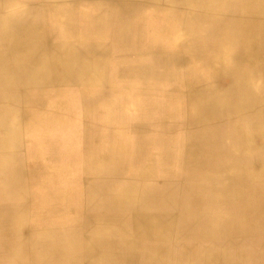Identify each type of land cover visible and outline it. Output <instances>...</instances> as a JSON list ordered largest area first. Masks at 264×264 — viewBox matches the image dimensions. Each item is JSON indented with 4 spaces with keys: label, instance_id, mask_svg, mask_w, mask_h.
<instances>
[{
    "label": "rangeland",
    "instance_id": "1",
    "mask_svg": "<svg viewBox=\"0 0 264 264\" xmlns=\"http://www.w3.org/2000/svg\"><path fill=\"white\" fill-rule=\"evenodd\" d=\"M111 1L90 10L99 25L91 27V32L83 33L85 23L77 16L74 38L55 21L62 19V8L51 0L34 4L43 20L36 23V31L0 32V97L11 102L17 95L22 113L18 146L5 145L13 139V130L0 131V264H264L261 219L252 224L253 218L240 215L235 206L238 221H228L220 232L203 226L206 220L199 211L219 213L220 207L215 208L213 202L221 199L240 204L244 200L240 192L221 197L180 191L176 200L182 203L175 202V238L168 230L162 233V241L148 240L145 252L142 248L141 253L128 257L121 252V248L129 249L136 232L113 229L112 224L125 222L130 227L142 209L147 214L164 206L167 198H174L166 185L191 181L183 175L190 154L185 143L193 125L191 94L211 82L205 71L212 64L187 56L180 47L184 33L182 26L176 27L182 21L180 16L146 6L111 7L121 4ZM209 24L193 22L198 40L210 43L220 36L227 44L225 36L238 35L233 29L239 26L233 23ZM257 25L250 29L259 40ZM256 53L250 50L243 55L262 59L260 52ZM85 61L95 66L96 72L83 80L84 75L75 71L83 69ZM98 61L101 63L95 64ZM242 67L255 70L249 63ZM64 75L74 79L62 83ZM260 110L264 113V107ZM221 118L226 122L227 141L231 135L244 134L234 129L239 122L244 127L249 123L238 113ZM139 124L147 127L139 131ZM14 149H18L17 155L11 158ZM99 180H110V193L112 185L118 187L116 195L99 196ZM121 198L128 203L127 209L120 206ZM257 201L262 203V199ZM115 203L118 206L114 208Z\"/></svg>",
    "mask_w": 264,
    "mask_h": 264
},
{
    "label": "bare ground",
    "instance_id": "2",
    "mask_svg": "<svg viewBox=\"0 0 264 264\" xmlns=\"http://www.w3.org/2000/svg\"><path fill=\"white\" fill-rule=\"evenodd\" d=\"M41 1L43 2L45 0H0V32H4L3 34H10L12 32H14V33L15 32H19V33L21 32L22 33V32L30 31V30L36 31V28L38 27L36 25V23L37 22L40 23L43 20H42V14L39 12V10H37V11L35 10V7H36L35 5L39 4V3L41 4ZM51 1L55 2L56 6H59V8H62L61 9V13L63 16L62 19L60 21H58V19L55 21L63 27L64 33L69 35V37H72V38L76 37L75 26L77 27V24H78L77 22L79 21L77 19V16L79 17V19L81 20L82 23L83 22L85 23V27H82V28H83V33L86 34V33H88V31H90L91 27L94 29L95 25H98L97 24L98 23L97 18L91 17L90 10L94 9V8H99L102 6H107V5H103L101 3L102 2H109V0H51ZM113 1L121 2V4H118V5H110L111 7H116V8L117 7L126 8L129 6H133V7L136 6L137 7L138 5H147V4L143 3V1H144V2L155 4L154 5L155 8H158V9H164L165 8V12H167L166 10H168L169 8L171 11H174V12L176 10L183 11L184 13L182 15H180L182 21H180L181 23H179L178 26H176L177 28H179V26H182L183 30H184L183 31L184 33H182V36L180 39L181 42H179L180 47L182 49H185L187 56L192 55L193 58H196V59L197 58H203V59L207 60V61H205V64H207V63L212 64V68L211 67H210V69L208 68L209 70L205 71L203 69L206 72L205 76H208V77L210 76L209 78H211V80H210L211 82L209 84H207L205 87H203L201 91H198V92L196 91L195 93L191 94L192 103H193V105H192L193 114H192L191 120L193 122V125H192L191 132L189 133V135H187V138H186L187 142L185 143V146L187 149H189L190 154L188 156L189 158L187 157V159H185V166L183 168V175L185 176V178H186V175L190 176L189 179H191V181H189V182H180L179 181V182H175V183L171 182L170 184L166 185L165 190L168 191L169 194H171L175 199L174 198H167V203L164 205V208H166V209L171 208L170 210H172L173 208H177V205L175 204V202L178 205H181L182 200L180 201V203L177 202V200H176V198L179 197L180 191H189V192H191V194L194 193L198 196H215L216 191H217L216 182H215V180H216V181H218L220 186H222V191H223L225 197L230 195L231 192L233 194L235 192H240L242 194V196L244 197V200L242 202H240V204H238V202L232 201L231 199H223V208L218 206L216 204V202H213V206L215 208L220 207L219 213L211 211V213L204 215L205 213L210 212V211H199V213L201 215H204V218L206 220L203 226H207L211 230L214 229L216 232L217 231L220 232L221 230H223L222 228L224 227V224L227 223L228 221H235V222L238 221L235 218L237 211L239 212L240 215L245 214L248 218H251V220L253 218L254 221H252L253 222L252 224H256V222L259 221V219H261V221L264 222V181H263L264 180V121H263L264 113L262 112L263 110H260L262 107H264V75L261 74V72H264V7H262L263 6L262 3H264V0H129V1L128 0H112L111 2H113ZM168 4H171L172 6L168 7L167 6ZM124 12H125V10H124ZM186 13H187V15L185 16L184 14H186ZM192 18H197V19L200 18L203 20H209L210 18H217L219 20L220 19L224 20L223 22L218 20V22H216V23L213 22L211 24L233 23L235 26L236 25L239 26V27L233 29L235 31V33H238V35L234 36V37L232 35L225 36L226 39L224 41L229 42L227 44H225L221 40L220 36L216 37L217 41L210 42V43L208 41L198 40L195 36L196 31H198V28L195 26H192V24H193L192 21H189V22L187 21V20H190ZM140 19H142V18H140ZM238 19H240V20L237 21ZM141 21H143V20H141ZM81 22H79V24ZM236 22H240V23H236ZM198 23L202 24L201 22H198ZM257 23H258V25L256 26V31H260V32L259 33L256 32V33L259 36V40L254 39L255 38L254 32H252V29H250L252 27V25L257 24ZM181 24H183V25H181ZM211 24H209V25H211ZM101 25H103V24H101ZM226 25H229V24H226ZM143 26H144V24H143ZM132 27H133V25H132ZM210 27H213V26H210ZM229 28L230 27L228 26V29ZM125 30H126V28H125ZM139 30H140V28H139ZM80 33H82V32H80ZM130 34H131V32H130ZM133 35L135 36V34H133ZM139 36H140V34H139ZM65 38H64V40H65ZM86 38H87V36H86ZM124 38H126V36ZM140 39H141V37H140ZM214 40H216V39H214ZM210 41H212V40H210ZM257 42H259V43L255 44ZM106 43H108V42H106ZM132 43H134V41ZM177 44H178V41H177ZM67 45H68V43H67ZM73 45L74 44L72 43V46H71L72 50H74ZM85 45L89 46L87 44H85ZM108 45H109V43H108ZM123 46H125V45L123 44ZM54 48H55V46H54ZM172 48H174V47H172ZM143 49H145V48H143ZM250 50L254 53L260 52V57H262V59L259 58L258 56H255V55H243L244 53L249 52ZM97 51H100V50H97ZM93 52H95V51H93ZM91 53L92 52H90V54ZM183 54H185V53H183ZM91 56H93V55H91ZM52 57H53V55H52ZM113 58H115V57H113ZM69 59H71V58L69 57ZM203 59H202V62H203ZM194 61H195V59H194ZM199 61H200V59H199ZM142 62H143V60H142ZM54 63H55V61H54ZM71 63H72V61H71ZM85 63H86V65L83 66V69L75 71L78 76L84 75L83 80L87 79L88 75H92V74L95 75V72H96L95 66L88 65L86 61H85ZM97 63H101V61H98L95 64H97ZM245 63H247V64L249 63L250 68H252L251 66H253V68L255 67L254 68L255 70H253V69H251V70L248 69L247 71L243 70L242 66ZM69 64L70 63H68V65ZM254 64H255V66H254ZM51 66H53V65H51ZM176 66H178V64ZM201 69H202V67H201ZM61 72L64 74V70ZM178 73H179V70H178ZM189 74H191V73H189ZM174 75H175V73H174ZM188 76H190V75H188ZM121 78H124V77H121ZM0 79H2V78L0 77ZM66 79H68V80H66ZM69 79L72 80L74 78H70V77L65 78V75H64L62 83H67L69 81ZM94 79H95V77H94ZM152 80H154V79H152ZM100 86H102V85H100ZM177 91H179V90H177ZM38 92L39 91H37V93ZM162 92H165V91H162ZM180 93H182V92H180ZM14 94H16V93H14ZM158 95H160V93ZM48 97H49V95H48ZM110 97H112V96H110ZM12 98L14 100H12ZM12 98H11V102H10V101H4V99L2 97H0V131H5V132H6V130L7 131L8 130L14 131L13 139L11 141L5 142L6 146H9V144H11V146L14 144L16 146H18V141H19V132L17 129L19 127V123H20L22 113H21V108L19 107V102H20L19 97L16 95L14 97L12 96ZM45 98H46V96H45ZM114 98H116V97H114ZM169 98H171V97H169ZM63 99L64 98H62V100ZM95 100H96V98H95ZM159 100H158V102H159ZM184 102H182V103H184ZM53 103H51V105ZM124 103H126V102H124ZM27 105L28 104H26V106ZM46 105H48V104H46ZM116 105H118V102ZM110 106H112V105H110ZM53 108H54V106H53ZM35 110H36V107H35ZM155 110H156V108H155ZM38 111H40V110H38ZM61 111H63V109ZM103 113H104V111H103ZM136 113H138V111ZM231 113L243 114L245 116V118L247 117L249 119V123H248L247 127H244V126H240L239 125L240 122H239L238 127L236 126L234 128V129H237L238 132L237 131H235V132H237V133L241 132L242 134L243 133L244 134L242 135V137H240L238 135H236L234 137V135H231V137L229 139L230 141H227L226 137H227L228 133H224V131L227 130V126L224 125V123H226V122H224L221 117H223V115L225 116L226 114H231ZM135 117H138V116H135ZM152 117H154V116H152ZM173 120H174V118H173ZM235 120H236V122H238L239 119H235ZM125 121H126V119H125ZM236 122H234L233 124H237ZM128 125H129V123H128ZM173 125H175V123ZM112 126L113 125H111V127ZM37 127H39V126H37ZM145 127H147V125L139 124L137 126V128H139L138 129L139 131L145 130ZM168 127L170 128V126H167V129H168ZM28 129H29V127H28ZM158 129H156V130H158ZM159 130H161V129H159ZM114 132H115V130H114ZM84 134H85V132H84ZM170 136H172V135L170 134ZM110 139H111V137H110ZM177 142H176V144H177ZM100 147H102V146H100ZM26 148H28V147H26ZM177 149H178V147H177ZM17 150L18 149L13 150L14 155L11 158H14L15 155H17ZM136 150H135V152H136ZM181 150L183 151V148ZM110 155H112V154H110ZM162 157H164V156H162ZM171 157H173V156H171ZM8 158L10 159V156H8ZM163 159H165V157ZM133 160L135 161V159H133ZM98 161H100V160H98ZM132 164H134V163H132ZM178 167H179V165L177 166V168ZM124 168H125V166H124ZM180 168H179V170L181 171ZM53 169H55V168H53ZM147 170H148V168H146V171ZM143 176H145V175H143ZM165 178H168V177H165ZM218 179H220V180H218ZM153 180H155V179H153ZM112 187H113L112 192L110 194L116 195L115 193L118 191V187H116L115 185H112ZM159 189L162 190V188H160V187H159ZM250 195L255 196V198L252 200L248 199V197ZM68 197L70 198L71 195H68ZM258 197H261V198H258ZM258 199H262V203H259L257 201ZM118 200H119V204L122 208H125V209L128 208V203L125 200H123L122 198L118 199ZM55 206H57V205H55ZM117 206H118V204L115 203L114 208ZM161 206H162V204L159 207H161ZM224 206L226 208H224ZM235 206H236L237 211H235L233 208ZM69 210H70V208H69ZM239 214H238V218L240 216ZM151 215H153V214H151ZM134 219H135V217H134ZM141 221H143V223H145L147 226L150 225L152 230L154 229V226L158 223L156 218L154 219L153 217H149V216L148 217L146 216ZM240 221L245 222V220H240ZM135 222H137V221L135 220L134 223ZM156 226H158V225H156ZM169 228H170V226L168 227V229ZM137 229H138V227H137ZM156 230H157V228H156ZM153 231H155V230H153ZM159 233H160V231H159ZM157 237H159V236L157 235ZM263 260H264V254H263Z\"/></svg>",
    "mask_w": 264,
    "mask_h": 264
},
{
    "label": "crops",
    "instance_id": "3",
    "mask_svg": "<svg viewBox=\"0 0 264 264\" xmlns=\"http://www.w3.org/2000/svg\"><path fill=\"white\" fill-rule=\"evenodd\" d=\"M143 3H145L147 5H138V6H142V7H144V6L148 7L149 6L151 8H155V6H154L155 4H153V3H148V2H144V1H143ZM262 5H263L262 7H264V3H262ZM167 6L170 7L172 5L168 4ZM164 10H165V8H164ZM166 11L169 12V14L176 15V16H180V15H182L184 13L183 11H180V10H176L175 12L171 11L170 8L168 10H166ZM184 15L186 16L187 13L184 14ZM218 20L219 19H217V18H210L209 20H203V19H200V18L199 19L192 18V19L187 20V21L201 22V23H208V22L209 23H213V22L216 23V22H218ZM239 20L240 19H238L237 21H239ZM219 21L223 22L224 20L220 19ZM218 180H220V179H218ZM215 182H216V187H217V191H216L215 196L219 195L221 197H224V193L222 191V186H220L218 181L215 180ZM97 183H98L97 186H99V188L96 191L99 194V196L105 197L106 194L107 195L110 194V190H111V187H109L110 186V180H108V181L99 180ZM107 185H109V186H107ZM106 187H107V189H106ZM231 195H233L232 192L228 196H231ZM216 204L219 205L220 207H223V199H221L220 201L216 202ZM170 209L171 208L166 209V208H164V206H161V207H157L155 210H149L147 214H145L144 213V209H142L141 212L137 214L138 217L137 216L135 217V219L131 223L130 227L127 226V223H125V222L124 223L123 222H121V223L120 222H115V223L112 224V226L114 227L113 229L118 228L120 231H122V230L123 231L133 230V231L136 232L135 242L131 243L130 246H128L129 249L127 248L125 251H123L122 248H121V252L125 255V257L135 256L136 254L141 253V249L142 248L145 249L144 250V252H145L149 248V243H147L148 240H150L151 238H158L156 240L162 241V233L165 235L168 232L169 229L172 231V236L175 238L176 231H177V223H176V211H177V208H173L172 210H170ZM209 213H211V211L205 213L204 215L209 214ZM151 214H153V215H151ZM146 216L147 217L148 216L149 217H153L154 219L155 218L157 219L158 223L156 225H158V226L155 225L154 229H153L155 231H153L151 229L150 225L147 226L145 223H143V221H141ZM135 220L137 222L134 223ZM108 225H111V224H108ZM169 226H170V228L168 229ZM137 227H138V229H137ZM156 228H157V230H156ZM159 231H160V233H159ZM157 232H158V236L159 237H157ZM159 246L160 247L162 246L161 242H159Z\"/></svg>",
    "mask_w": 264,
    "mask_h": 264
}]
</instances>
